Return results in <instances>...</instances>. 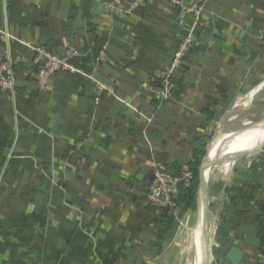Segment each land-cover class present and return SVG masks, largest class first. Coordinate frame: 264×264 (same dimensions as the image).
Instances as JSON below:
<instances>
[{"label": "crops", "instance_id": "obj_1", "mask_svg": "<svg viewBox=\"0 0 264 264\" xmlns=\"http://www.w3.org/2000/svg\"><path fill=\"white\" fill-rule=\"evenodd\" d=\"M177 1L0 0V63L17 78L15 93L0 91V264H180L175 240L156 255L164 229L146 196L154 163H187L233 102L264 87V0ZM190 37L175 100L159 107L155 78ZM40 43L82 52L75 70L38 80L31 46ZM234 167L208 183L209 219L218 203L221 220L231 213L233 185L253 179L245 205L264 201V148L212 169ZM200 198L199 188L198 212ZM202 210L189 241L196 264ZM229 221L232 242H216L214 264H232L233 247L241 264H264L256 220Z\"/></svg>", "mask_w": 264, "mask_h": 264}, {"label": "built area", "instance_id": "obj_2", "mask_svg": "<svg viewBox=\"0 0 264 264\" xmlns=\"http://www.w3.org/2000/svg\"><path fill=\"white\" fill-rule=\"evenodd\" d=\"M171 1L178 3L177 0ZM136 2H139V0H136ZM135 5H137V3ZM108 6L112 5L108 3ZM192 12H194L196 19L199 20L200 8L195 7L192 9ZM192 43L193 39L191 37L185 40V42H183L179 49L174 53L171 64L160 71L156 76L155 82H158V85H156L155 99L158 102L159 107L170 105L174 102V76L176 71L182 66L186 55L191 51ZM31 49L38 63V72L36 73L38 80H44L50 76H55L64 72H73L75 70L73 65L74 59L82 55V52L74 48L69 49L66 55H58L41 43L33 44ZM0 91L11 94L17 91L16 72L12 64L6 60L0 63ZM105 91H110V87L104 84H99L98 93L102 94ZM192 179L193 173L186 167L176 175L170 171L167 164L156 161L154 163L153 177L149 182L146 195L149 205L154 207L157 213H159L161 209L170 211L178 221L179 226H183L184 217L189 211L182 213L178 209L176 203L178 186L180 183L189 185ZM209 182L210 176H208V183ZM217 232L218 225L210 228V240L214 244H216ZM212 234L214 238H211ZM213 246L215 247V245Z\"/></svg>", "mask_w": 264, "mask_h": 264}, {"label": "trees", "instance_id": "obj_3", "mask_svg": "<svg viewBox=\"0 0 264 264\" xmlns=\"http://www.w3.org/2000/svg\"><path fill=\"white\" fill-rule=\"evenodd\" d=\"M14 69H16L14 67ZM38 72V69H37ZM158 85V82L156 83ZM204 115L210 120L215 119L216 114L209 108L204 111ZM206 135L203 134L197 140L201 144L200 146L193 150V157L185 164L176 163L172 167H169L170 171L174 174H179L183 168H187L193 173V179L189 185L180 183L178 186V197L176 200L178 209L182 212L197 211L198 209V192L200 187V167L203 159L207 155L206 145L203 143ZM253 178H256L255 173H253ZM259 188L258 184L254 183V180H250L243 184V187H238L233 185L227 188V205L232 209L231 213L225 212L222 216L221 223L218 228L216 242L220 245H224V248L228 247L232 242V227L233 223L229 221V218H237L239 216H250L256 220L258 223L257 233L259 240V252L264 256V201L259 203L258 208H247L245 205V200H254V193ZM245 190V191H244ZM154 208V207H153ZM155 210V208H154ZM156 211V210H155ZM157 224L164 229V233L159 236V240L163 243L157 245L156 255H159L163 251L164 244H168L174 239L176 231L178 229L179 223L170 211L161 209L157 213ZM224 251H217L216 257H225ZM225 260V259H224Z\"/></svg>", "mask_w": 264, "mask_h": 264}, {"label": "rangeland", "instance_id": "obj_4", "mask_svg": "<svg viewBox=\"0 0 264 264\" xmlns=\"http://www.w3.org/2000/svg\"><path fill=\"white\" fill-rule=\"evenodd\" d=\"M254 89L249 90V92L246 93L245 97L242 98V100L233 102V104H231L221 120H218L217 122H215V124L212 125V127H210V131L209 133H206V138L203 141V143H205V145L207 146L206 150H208V148L211 146V143H213L212 141H215V139H217L219 137L218 135L220 134H231L230 140L233 138L243 139L250 133L264 128V125H261V127L251 126L264 120V87L256 91L254 95H251ZM245 150L247 151L252 149L247 148ZM245 150H241L239 147L233 149L225 148L221 156H225L226 154L228 155L239 153L238 151L241 152ZM221 156H219L218 158H220ZM236 167H238V165ZM236 167H234L233 170L231 168V171L228 173H224V171L221 172V169H212L210 184L216 182L215 179L222 176H226L225 178L228 179L229 177H231ZM219 183L221 184V182ZM222 208V204L218 203L216 204L213 213H210V228L220 224ZM198 219V210L194 213H187L183 220V226H179L178 230L176 231L173 239V241L175 240V244L173 247H176L177 253L180 254V264H196L195 246H190L189 241L191 229L196 225ZM211 238H214L213 234L211 235ZM212 254H214L215 259L214 246L212 247ZM214 262H212V264H214Z\"/></svg>", "mask_w": 264, "mask_h": 264}, {"label": "water", "instance_id": "obj_5", "mask_svg": "<svg viewBox=\"0 0 264 264\" xmlns=\"http://www.w3.org/2000/svg\"><path fill=\"white\" fill-rule=\"evenodd\" d=\"M214 141V140H213ZM212 141V142H213ZM212 144V143H211ZM264 148V142L257 146L254 150H245L239 153H233V154H228L225 156H221L220 158H217L216 160H208V150H207V155L202 161L201 167H200V208L203 209V220H204V232H203V264H212L213 262V257H212V246L216 245L211 242L210 240V226H209V195H208V173L209 171L215 167V166H220L224 165L226 163L232 162L246 154H251L254 152H258ZM209 149V148H208ZM244 253L239 250L236 247L231 248V250L228 252L226 259L228 262L232 264H241L243 258H244Z\"/></svg>", "mask_w": 264, "mask_h": 264}, {"label": "bare ground", "instance_id": "obj_6", "mask_svg": "<svg viewBox=\"0 0 264 264\" xmlns=\"http://www.w3.org/2000/svg\"><path fill=\"white\" fill-rule=\"evenodd\" d=\"M261 125H264V120L260 123L253 124L251 126L252 127H261ZM218 136L219 137L217 139H215V141H213V143L211 144V146L208 149V160H213V159H216L219 156H221L222 153L224 152L225 148L233 149V148L239 147L241 150H245L251 146L259 145L260 142L262 141V139L264 138V128L250 133L248 136H246L243 139H239V138L234 139L233 138L230 140L231 134H227V133H225V134L223 133V134H220ZM193 231H194V229H193ZM197 232H198V229H197ZM200 243H199V245H200ZM197 247H199V246H197ZM197 253H198V251H197ZM201 258H203V252H202ZM196 259H197V257H196Z\"/></svg>", "mask_w": 264, "mask_h": 264}]
</instances>
